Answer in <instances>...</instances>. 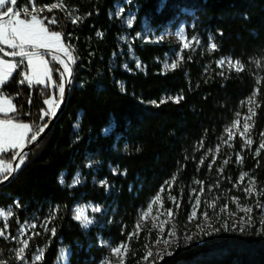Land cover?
<instances>
[{
	"label": "trees",
	"instance_id": "trees-1",
	"mask_svg": "<svg viewBox=\"0 0 264 264\" xmlns=\"http://www.w3.org/2000/svg\"><path fill=\"white\" fill-rule=\"evenodd\" d=\"M119 1L33 0L36 9H43L37 14L47 18L46 24L57 20L50 30L62 34L75 63L70 61L71 90L56 125L27 154L17 176L0 189V209L12 207L8 224L0 221V261L55 264L67 248L71 264H99L110 257L98 244L102 239L113 246L128 245L126 264H144L150 238L145 231L137 232L140 212L163 193L175 198L180 222L190 212L192 189L202 188L203 198L217 203L210 214L216 219L212 234L190 245L177 242L171 255L154 264H264V223L258 216L262 207L257 206H264V0H128L126 7L136 12L138 23L157 29L186 16L183 11H193L189 37L196 35L200 44L183 50L182 63L172 71L162 65L172 54L167 41L135 43L132 51L144 68L131 61L121 43L122 20L112 14ZM53 3L63 7L48 11ZM24 5L32 9L29 0H17L16 8ZM223 57L240 61L243 70L219 67ZM48 58L53 88L20 84L26 67L17 69L3 86L2 94L16 108L10 115L33 130L49 123L51 116L39 119L48 110L44 100L58 95V66ZM254 91V144L244 148L236 139L230 147L227 129ZM77 173L85 182L69 188ZM245 173L255 181L248 200L253 218L240 231L242 227L225 225L214 213L224 207L228 193H236L234 184ZM78 202L107 207L105 223L83 229L73 217ZM31 219L36 228L20 260L15 238ZM43 220L46 227L41 226ZM40 248L41 260L33 262Z\"/></svg>",
	"mask_w": 264,
	"mask_h": 264
},
{
	"label": "rangeland",
	"instance_id": "rangeland-1",
	"mask_svg": "<svg viewBox=\"0 0 264 264\" xmlns=\"http://www.w3.org/2000/svg\"><path fill=\"white\" fill-rule=\"evenodd\" d=\"M127 3H129L128 0H121V1L117 2L115 4L113 11H112V14L114 16H116L117 18L122 20V24L124 26V33L121 36V43L123 46L128 47L129 52H130V59L132 62H134L136 64V67L139 70H142L144 67L132 51L133 50L132 46L137 42L160 43L163 41H167L170 44H172V46H173L172 54L166 55L164 60L162 61L164 71H172L175 68H177L180 65V63H182V61H183V56H182L183 50H188V49H191L192 47L196 48L199 46L200 40L198 39V37L194 34H192L191 37H189V32H188V29H191V30L194 29L195 16L193 15V11L185 10L183 12L186 16L179 17L178 19L171 21L170 23L163 26L162 28L157 29V28H154L151 25H149L147 22H143L141 24L138 23L136 12L133 10H129L126 7ZM118 10H120L119 14H116L118 12ZM39 12H40V10L36 9V13H34V14H37ZM129 19H131V25L128 24ZM180 30H183L184 36L187 38L188 41L191 42V46L189 48H183V41L178 36V32ZM193 37H195L196 40H193L192 39ZM197 40L199 41L198 43L196 42ZM60 53H62L64 55L63 52H60ZM178 57H182V59H180L179 62L177 63V67L165 68V64L171 65L173 62L177 61ZM44 59L48 62V66H49L50 73H51V80H49L47 77L42 76L41 78L44 79V81H45L44 84H37L35 82H33V84L43 85V86L47 85V86H50L51 88H53L54 87V81H53V77H52V73H53L52 66H51L50 60L47 56H44ZM221 59L233 60L231 57H223ZM233 61H235V60H233ZM219 67H221V66H219ZM221 68H223V69L227 68V69L235 70L234 68H229L227 63H225V65L222 66ZM40 71H41V69L39 67H37L34 71L28 69V71L26 73L30 77H34L35 74L40 72ZM52 99H55V101L59 103V101H60L59 100V90H58L57 97L52 98ZM247 100L245 101L243 113L241 115H239L238 119L229 127L231 129V136H232L231 139H229V132L227 131V134H228L227 135V137H228L227 141H228V145L230 147L233 146V143L236 139L243 145L244 148H250L254 144L253 127H254V116L255 115L252 116L251 119L247 120V123L249 125H251L250 131H248L247 133H244L243 135H242V133H243V129H244L245 118L248 116H251V113H249V108L255 107V111H256V108H257L256 105H258V100H257V96H256L255 97V102H256L255 105H249L247 103ZM47 107L49 109V105H47ZM237 121H239V123L236 124L235 127H233V125ZM20 123L29 124L27 122H20ZM109 131H110V129H107V132L105 131V133H108ZM29 135H30V133H29ZM249 139L252 141L251 144L246 143V141ZM77 175H79L80 182L78 184H73V181H72L69 185V188H74V187L80 186L85 182V179L82 177L81 173H77L75 175V177ZM98 184L100 186H105L107 191L111 190V186L109 184H106L105 182H99ZM62 185H65V183H62ZM246 188H251L252 192L251 193L245 192ZM234 191L236 192V193H234V195H231L230 193H228V195H227L228 198H226V204L220 210L219 213H217L219 211V209H218L216 211V213H214V214H215V216H217V218L219 220H223L225 222V225H228V226L231 225L234 228L235 227H243L248 223V217L249 216L251 217V220L253 218V214H252L253 213V206L248 203V200L251 199L252 194L255 192V181L252 178V176H250L249 174L241 175L240 178L238 179L237 183L234 184ZM158 195L161 197V200L152 204L151 202L155 199V197L152 198L151 201L149 202V204L147 205V207L140 212L139 220L137 222V225H139V228L136 227L137 232L140 233V232L145 231L147 233L148 237L150 238L148 250H150L154 254V256L149 257L148 260H146L144 264H154V262L156 260H159L160 259L159 255H156V254H162L163 256L169 255L168 253L171 251L172 247L177 242L180 243V246L190 245L196 239L205 235L204 232H209L210 229L214 226L213 220H216V219H213L212 217H210V214H213V212H215L214 209L216 208L217 203L216 202H212V203L210 202L209 203L207 200H205V198H203L204 194H203L202 188H193L192 189V191L190 193V198H189L190 212L184 218V220L180 219V222H179V220H177L176 211L174 210L175 208L179 207V205H176L177 204L176 200L173 201V200L169 199L170 196L164 195L163 193L158 194ZM197 199L200 201L199 207L196 208L197 217L195 219H190L191 212L193 211V208L195 206V202ZM150 204H151V208H152L151 213H149L147 215L146 219H142L141 218L142 214H144L148 211ZM210 205H212V206H210ZM174 206H176V207L174 208ZM96 207H99L100 211H93V209ZM180 207H181V202H180ZM77 208H83L84 209L83 215L87 216L92 221L87 227H83L81 225V222L75 219L77 222L80 223L82 228L86 229V230H88L89 228H91L93 226L103 225L105 223V220L108 218V215H109L107 207H104V206L98 205V204H94V203H80V202H78L73 207V217L76 214L75 210ZM243 208H250L251 212H244L241 210ZM169 209L172 210V216L171 217H169L166 214ZM0 210H2V209H0ZM9 210L11 211L12 207H10L6 210H3L5 215L8 214ZM205 212L208 213V219H205L203 216V213H205ZM258 216H259L260 222L264 223V210L262 208L260 210V213H258ZM11 217H12V212H11V215L8 216V218L6 220L3 217H0V221H2L3 223H5L7 225L8 221ZM162 221L167 222L164 224V232L163 233H161L159 231V226L161 225ZM153 223L157 224L158 227L156 229L151 228V225ZM46 224L47 223L45 220L41 221V226L46 227L47 226ZM32 225H35V227H31ZM209 226H211V227H209ZM35 228H36V222L34 221V219H31V220L23 223L20 226L19 232L15 238L17 245H18L17 252H19V249L24 248V252L20 254L23 257H24V253L26 252V249H27V247H24V245H25V243H27V246H28V241L31 238V236H33ZM172 228H174V231L176 234L174 237H169L167 235V233ZM201 228L204 229L203 232L201 231ZM189 235L192 236V240L186 242L185 237H187ZM161 237L168 239L170 241H174V242L169 243V245H167V246L163 242L158 243V244L155 243V241ZM98 244L100 246L106 247L110 252V257L102 260L99 264H122L120 257L112 252V248L117 247L121 244H119L117 246H113L109 242L104 241L102 239H99ZM42 254H43V248L38 249L37 253L33 256V262H39L41 259L36 260L35 257L37 255H40L42 257ZM127 254H128V252L123 257V264H126ZM70 256H71V252L69 249H67V248L62 249L60 251V254H59L58 259H57L55 264H71ZM18 258L20 259V257H18ZM24 264H27V262Z\"/></svg>",
	"mask_w": 264,
	"mask_h": 264
},
{
	"label": "snow or ice",
	"instance_id": "snow-or-ice-1",
	"mask_svg": "<svg viewBox=\"0 0 264 264\" xmlns=\"http://www.w3.org/2000/svg\"><path fill=\"white\" fill-rule=\"evenodd\" d=\"M29 3L32 5L31 11L29 10L28 5H24L22 6V8H14L13 6L17 5V0H0V115L3 116V118H0V183L7 180L14 171L19 170L20 166L24 163L25 157L27 156V153L24 152V148L27 146V144L36 141L38 136L43 133L44 129L47 127V124L45 123L43 126H35V130H33V127L29 124L15 123L14 121L18 119V117L11 116L10 113H15L16 108L11 104L10 99L2 95L3 86L11 78L13 72L22 67H26L27 69L33 71L37 67H39L41 71L36 73L34 77H30L26 72H21L20 75L22 76V78L19 81L20 84H24L25 82H27L29 85H32L33 82L37 84H44L45 81L41 78L42 76L47 77L49 80H51V73L48 62L44 59V56L48 55L49 50L51 49H55L57 52H63L64 55L68 57L69 61H71L73 64L75 63V60L73 59L71 52L69 51L70 45L66 46L63 43L62 34L58 31L50 30L51 25L56 24L57 20L55 18H52L51 20H48L46 24V17H40L38 14H34L36 13V8L33 0H29ZM58 7L63 6L53 3L48 8V11H51L52 9ZM161 7H163V5H161ZM40 11H43V9H40ZM119 11L120 10H118L116 14H119ZM71 22L76 23V19H72ZM128 24L131 25V19L128 20ZM178 36L183 41V48H189L191 46V42L188 41L184 36L183 30H180L178 32ZM192 39L196 40L195 37H193ZM196 42L198 43L199 41L197 40ZM210 48L212 50H215L216 45L212 43L210 45ZM5 57H8L9 59H5ZM51 59L58 62L62 66L61 68L55 69L60 80V83L56 85V87H58L59 90V100L60 102H62L65 94V82L67 84H71L72 68L68 63H66L63 59L55 54L51 55ZM180 59H182V57H178L177 61L173 62L171 65L165 64V68L177 67V63ZM225 63H227L229 68H234L237 72L242 71L244 67L240 61H233L231 59H221L217 62L218 66L221 67L224 66ZM221 75H223V73H221ZM45 87H47V85H45ZM256 95L257 93L254 91L252 96L248 98L247 103L249 105H255ZM180 99H182V97L177 98L176 102L178 103ZM44 103L49 105V109L39 117V119L41 120L44 119V116H55V108L59 107V103L52 98L45 99ZM249 113H251V116L245 118L242 135L250 131L251 125L247 123V120L251 119V117L255 115V107H250ZM238 123L239 121H237L233 125V127H235ZM105 131L107 132V129ZM227 131L229 132V139H231V129L229 128L227 129ZM261 135L264 136V133H261ZM246 143L251 144L252 141L249 139L246 141ZM260 148L264 149V143L260 144ZM16 149H19V151H15ZM7 153H11V155L6 157L5 154ZM256 155H259V151H257ZM15 157H19V161L15 164V168H13V165L11 163H6L5 160H14ZM225 163H227V161H225ZM245 175H247V173H245ZM173 179H175V177H173ZM60 182L64 183L63 177L60 178ZM79 182L80 178L79 175H77L73 179V184H78ZM163 190L164 189H161V191ZM245 192L251 193L252 189L246 188ZM169 199L175 201L174 197L170 196ZM160 200L161 197L157 195L151 203L154 204ZM199 205L200 201L197 199L193 211L191 212L190 219H195L197 217L196 208H198ZM257 206L264 209V206ZM241 210L244 212H251L250 208H243ZM93 211H100V209L99 207H96L93 209ZM151 211L152 208L150 204L148 211L142 214L141 218L146 219L147 215L151 213ZM75 213L76 214L74 216V219L80 221L83 227H87L92 222L87 216L83 215V208H77L75 210ZM166 214L171 217L172 210L169 209ZM10 215V210L8 211L7 215H5L3 210H0V217H3L5 220ZM203 216L205 219H208L207 212L203 213ZM52 218L54 219L55 217L53 216ZM165 223L167 222L162 221L161 225L159 226V231L161 233L164 232ZM248 223H251L250 216L248 217ZM31 227H35V225H32ZM157 227L158 226L155 223L151 225L152 229H156ZM137 228H139V225H137ZM225 230H227V228H225ZM243 230L244 229L242 227L240 231ZM51 231L52 234L55 235V229H52ZM201 231L203 232L204 229L201 228ZM216 231H219V229H216ZM175 234L176 233L174 231V228L170 229L167 233L169 237H174ZM204 234L211 235L212 233L209 231L204 232ZM3 235L4 232L0 231V236ZM133 235H135V233ZM190 240H192L191 235L185 237L186 242ZM161 242H163L167 246L169 245V243L174 241H170L163 237L158 238L155 241V243L157 244ZM24 247H27V243H25ZM128 250L129 249L126 244H121L117 247L112 248V252L120 257L122 264L123 257L128 252ZM23 252L24 248L19 249V252H17V256L20 257L21 260H24V257L20 255ZM168 254L171 255L170 252ZM156 255H159V258L163 259L162 254ZM153 256L154 254L150 250H148L146 252L144 260L146 261L149 257ZM35 259L39 260L41 259V256L37 255ZM0 264H6V262L0 261Z\"/></svg>",
	"mask_w": 264,
	"mask_h": 264
},
{
	"label": "water",
	"instance_id": "water-1",
	"mask_svg": "<svg viewBox=\"0 0 264 264\" xmlns=\"http://www.w3.org/2000/svg\"><path fill=\"white\" fill-rule=\"evenodd\" d=\"M9 6H11V5H9ZM13 7L16 8L17 5H16V6H13ZM52 54H55V55L59 56V57H60L61 59H63L66 63H68V64L70 65V67L72 68L71 62L68 60V58H67L65 55H63V54L60 53V52H57V51H54V50H49V54H48V55H45V56L51 58V55H52ZM5 59H9V58H8V57H5ZM17 59H18V58H17ZM55 63L57 64L58 68H61V67H62L58 62L55 61ZM72 77H73V76H71V81H72ZM70 90H71V84H67V83H65V94H64L63 100H62V102H61V106H60V108L55 112V113H56L55 116H51V117H50V121H49V123L47 124V127L44 129V132L41 133V134L38 136V138H37L36 141H34V142L28 144V145L24 148V152H26V153L28 154V153L31 151V149H32L33 147H35L39 142H41V141L45 138V136H46V135H47V134H48V133L54 128V126L56 125L58 119L60 118V116H61V114H62V111H63L64 107L66 106L67 100H68V98H69ZM18 161H19V157H16L15 160H14V162H13V164H12V165H13V168H15V164H16ZM21 167H22V165L20 166V168H19L18 171H14V172L12 173V175H10V176L8 177L7 180H5V181H3L2 183H0V189L3 188V187H5L6 185H8V184H9V183H10V182H11V181L17 176V174H18L19 171L21 170Z\"/></svg>",
	"mask_w": 264,
	"mask_h": 264
},
{
	"label": "crops",
	"instance_id": "crops-1",
	"mask_svg": "<svg viewBox=\"0 0 264 264\" xmlns=\"http://www.w3.org/2000/svg\"><path fill=\"white\" fill-rule=\"evenodd\" d=\"M51 50L56 51L55 49H51ZM15 71H16V70H15ZM15 71H14V72H15ZM14 72H13V74H14ZM32 85H33V84H32ZM2 95H3L4 97L10 99L11 104L14 105L10 97H8L7 95H4V94H2ZM10 114H12V113H10ZM0 118H1V117H0ZM14 122H15V123H20V122H18V121H14ZM21 124H22V123H21ZM27 145H28V144H27ZM16 150L19 151V149H16Z\"/></svg>",
	"mask_w": 264,
	"mask_h": 264
},
{
	"label": "bare ground",
	"instance_id": "bare-ground-1",
	"mask_svg": "<svg viewBox=\"0 0 264 264\" xmlns=\"http://www.w3.org/2000/svg\"><path fill=\"white\" fill-rule=\"evenodd\" d=\"M60 106H61V102L59 101V107L55 109V112L60 108Z\"/></svg>",
	"mask_w": 264,
	"mask_h": 264
}]
</instances>
